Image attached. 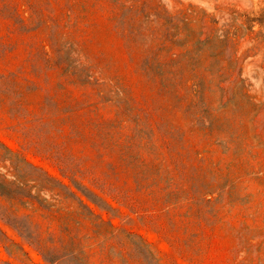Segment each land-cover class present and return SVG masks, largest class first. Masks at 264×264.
<instances>
[{
    "label": "rangeland",
    "instance_id": "374dc122",
    "mask_svg": "<svg viewBox=\"0 0 264 264\" xmlns=\"http://www.w3.org/2000/svg\"><path fill=\"white\" fill-rule=\"evenodd\" d=\"M0 264H264V0H0Z\"/></svg>",
    "mask_w": 264,
    "mask_h": 264
}]
</instances>
